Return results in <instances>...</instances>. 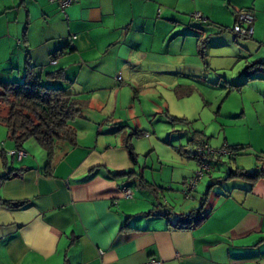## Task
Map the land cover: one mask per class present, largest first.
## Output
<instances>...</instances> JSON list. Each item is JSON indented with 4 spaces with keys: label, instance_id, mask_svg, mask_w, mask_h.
<instances>
[{
    "label": "crops",
    "instance_id": "crops-1",
    "mask_svg": "<svg viewBox=\"0 0 264 264\" xmlns=\"http://www.w3.org/2000/svg\"><path fill=\"white\" fill-rule=\"evenodd\" d=\"M181 1L76 0L64 15L47 0H0V82H23L25 68L30 66L44 86L66 89L84 99L88 109H102L115 81L119 77L131 80L137 68L169 81L172 75L187 70L188 78L201 80L191 67L172 64L182 61L181 50L173 54L178 60L158 58L166 43L182 39L184 44L188 38L182 37L195 34L190 26L178 29L183 24L175 13L181 11ZM259 1L263 7L264 0ZM188 2L197 1L183 0ZM252 8L238 9L252 11L257 30L253 29L252 38L264 46V9L259 11L256 3ZM38 12L46 19L44 31L52 26V18L61 14L66 21L62 33L53 38L46 33L37 37L31 27ZM56 52L62 55L52 62ZM57 71L65 81L47 78ZM94 90L104 93L98 95ZM186 91L192 90L187 87ZM259 97L264 102V92ZM263 117L261 112L257 128L264 127ZM73 125L81 132L82 146L71 148L56 163L49 162L47 154L31 141L23 144L25 156L21 159L6 155L16 147L0 125V264H146L151 259L158 264H264V178L253 184L236 178L221 181L235 169L264 170L263 144L256 148L251 140V145H229L242 150L234 158L211 161L207 175L211 182L198 202L190 208L180 205L178 212L166 215L169 209L156 208L155 199L159 203L160 199L150 193L151 188L162 189L164 182L150 181L141 172L137 176L144 184L138 177L114 178L120 172L137 173L130 168L124 137L122 147L101 149L96 139L92 149L91 139L86 142L89 134L82 133L87 126L77 121ZM251 150L257 155L255 162H238L237 157L247 156ZM187 155L176 193L197 167L191 152ZM224 160L229 162L227 168ZM173 183L172 179L167 182L169 191H173ZM124 188L131 191V198L123 197ZM160 194L165 201V193ZM169 203L170 198L166 204L171 209ZM156 209L159 212L152 217L143 215ZM198 209L205 215L201 224L178 226L179 215Z\"/></svg>",
    "mask_w": 264,
    "mask_h": 264
},
{
    "label": "rangeland",
    "instance_id": "rangeland-1",
    "mask_svg": "<svg viewBox=\"0 0 264 264\" xmlns=\"http://www.w3.org/2000/svg\"><path fill=\"white\" fill-rule=\"evenodd\" d=\"M168 1L165 0L166 3ZM196 1L192 4L183 3L182 0L178 5L181 11L175 13L183 24L178 29L184 30L190 26L195 34L182 37L188 38L184 44L182 39L171 45L166 43L158 58L178 60L179 58L173 54H178L181 50L179 53L182 54L183 58H180L182 61L179 64H172L179 68L191 67L195 72L194 75L201 80L194 81L188 78L187 70L182 71L180 73L182 75H172L169 81L160 79L161 75L157 77L146 74L137 68L132 72L131 80L126 81L123 78L122 81L119 77L115 81V86H111V96L102 101V109H88L86 103L82 117L76 119L77 123L87 126V130L82 133L89 134L90 137L86 142H90L91 139L92 149L97 144L96 139L101 149L104 146L122 147L121 137L130 141L134 154L137 155L136 163L129 159L130 168H135L137 173L127 171L130 174L114 178L137 179V174L141 172L142 176L147 174L150 181L164 182L162 189L157 187L156 189L159 194L165 193L167 199L164 201L161 194L158 197L160 203L154 199L158 204L156 208L162 209L161 206H164L170 212H178L180 205H186L187 208L195 205L211 182L207 176L202 177L195 193L188 199L184 198L180 190L176 193L177 188H181L178 185L185 173L182 164L188 162L187 153L193 152L197 145L194 141L195 135L199 136V142L206 143L211 149L241 143L251 145L248 142L251 140L256 148L261 144L264 145V138H261L264 137L262 135L264 127L257 128L259 115L261 112L264 114V102L259 97V93L264 92V72H255L259 69L255 63L264 60V46H260L256 38H243L232 31L237 13L248 11L252 15L250 9L238 8L253 9L252 5L256 3L260 11L264 9V5L262 7V2L259 0ZM196 14L202 16V19L196 20L193 17ZM45 22L46 19L40 18L38 12L31 27L37 37L43 33L49 38L57 37L62 33L61 28L66 27V21L61 14L54 16L51 20L52 26L44 31ZM253 29L257 31L254 26ZM261 39L264 43V27ZM246 73L252 75L247 78ZM206 78L207 81L204 83ZM175 87L177 89L173 90ZM187 87L192 90L191 93H187ZM95 92L98 95L104 93L94 90ZM108 92L109 90L105 91L106 97ZM173 117L177 122L173 121ZM86 119L90 121H85ZM120 121L128 122L129 125H122ZM92 123L95 124L94 128ZM112 128L116 129L115 132L108 133L107 131ZM137 128L146 131L143 132V136L133 135ZM80 133V131L77 133L75 146L59 143L54 149L50 162H59L68 150L82 146ZM259 139L263 142L257 143ZM28 141L42 149L34 139ZM251 148L249 146L248 149ZM39 151L46 153L43 149ZM248 154L237 157L238 162L243 161L245 164L255 162L257 155L252 150ZM227 161L224 160L226 168L229 163ZM126 169L128 170L129 167ZM217 175L218 173L213 174L212 179L215 180ZM171 179L175 182L172 185L173 191H169V186L166 185ZM169 198L171 209L166 204Z\"/></svg>",
    "mask_w": 264,
    "mask_h": 264
},
{
    "label": "trees",
    "instance_id": "trees-1",
    "mask_svg": "<svg viewBox=\"0 0 264 264\" xmlns=\"http://www.w3.org/2000/svg\"><path fill=\"white\" fill-rule=\"evenodd\" d=\"M60 55H62L61 52H56L51 56V61L54 62L56 57ZM255 64L259 66V69L255 70L256 73L264 72V61H259ZM252 73H246L247 78H249ZM47 78L51 81H65L60 71L49 74ZM85 106L86 103L84 101L79 100L76 95L68 92L66 89H54L44 86L35 69L30 66H26L25 68L23 82H0V125L7 130L8 140L13 143L16 147L15 149L18 151L22 150L23 143L29 139H34L46 152L49 162L55 147L59 143H68L73 146L77 144V130L73 123L77 118L82 117ZM173 121L177 122V119H173ZM133 135L143 136L144 134L143 131H138ZM194 141L197 142V144L199 143L198 135H195ZM124 146L127 150L129 159L135 162L136 155L134 154L131 142L126 141ZM227 150H229L232 155L228 158H234L235 154L242 150V147L227 146ZM2 156L4 157L3 153ZM191 159L198 165L195 150L191 152ZM210 163L211 161H208V164L211 166ZM128 174L130 173L120 172L114 176H125ZM234 178L246 180L253 184L258 179L264 178V170L246 172L241 169H235L229 171L227 176L221 181L225 182L226 180ZM137 180L140 183H145L141 176H139ZM221 181H217L216 183ZM184 187L185 184L183 188ZM150 193L154 198L157 197L158 199L159 192L156 188H151ZM9 205L13 207L19 206L17 203H8V206ZM157 212H159V210L156 209L155 211L153 210L143 215L152 217ZM165 212L166 215L170 213L169 210H165ZM204 219L205 215L202 209L193 210L188 214L178 216V226L181 228L196 227L201 224Z\"/></svg>",
    "mask_w": 264,
    "mask_h": 264
},
{
    "label": "built area",
    "instance_id": "built-area-1",
    "mask_svg": "<svg viewBox=\"0 0 264 264\" xmlns=\"http://www.w3.org/2000/svg\"><path fill=\"white\" fill-rule=\"evenodd\" d=\"M49 3L56 4L62 14L65 13V10L72 5L76 0H47ZM65 15V14H64ZM196 20H201L200 15L193 16ZM253 23L254 18L248 11H241L237 13L236 21L232 28L233 33L236 35L250 39L253 35ZM198 165L196 171L192 176L187 179L185 187L182 190L184 198H191V194L195 192L198 186L199 180L204 177L206 174L210 173L211 166L208 164V161H215L220 158L231 157V152L227 150V146H224L220 149H211L207 144L199 142L195 148ZM8 156H16L18 159H21L25 156V153L22 150H16L12 152H6ZM122 194L124 198H131V191L129 189H122ZM146 264H158V261L155 259L149 260Z\"/></svg>",
    "mask_w": 264,
    "mask_h": 264
}]
</instances>
